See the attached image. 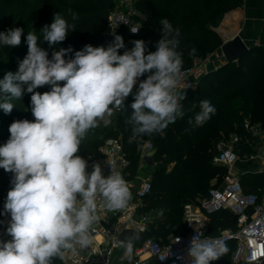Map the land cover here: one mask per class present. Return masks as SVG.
Masks as SVG:
<instances>
[{
    "label": "clouds",
    "instance_id": "1",
    "mask_svg": "<svg viewBox=\"0 0 264 264\" xmlns=\"http://www.w3.org/2000/svg\"><path fill=\"white\" fill-rule=\"evenodd\" d=\"M76 18L72 13V19ZM160 23L157 50L147 54L143 40L133 41L134 47L120 54L125 44L115 34L117 25L112 27L114 40L107 47L88 44L74 55H69L71 47L55 50L75 30V24L61 14H55L53 22L40 31L43 41L54 49L51 58L39 46L36 32H28V51L18 70L7 72L0 80V109L10 114L12 101L31 93L34 117L13 121L9 138L0 146V169L13 174V186L4 203V211L10 215L6 232L11 239L0 240V264L63 261L77 246L84 249L93 243L100 204L112 212L127 206L131 192L123 175L111 167L105 176L98 163L89 172L88 162L78 153L90 130L101 122L107 126L114 112L124 110L126 98L145 74L127 119L133 136L163 134L169 124L184 117L181 101L186 93L178 90L183 67L182 54L177 51L179 31L167 18ZM23 32L20 27L0 32V45L19 46ZM44 86L50 90L35 91ZM215 111L203 99L200 111L188 123L202 126ZM200 228L187 249L191 264H210L228 253L223 238L201 239ZM125 243L126 254L131 253L132 242L121 241Z\"/></svg>",
    "mask_w": 264,
    "mask_h": 264
},
{
    "label": "trees",
    "instance_id": "2",
    "mask_svg": "<svg viewBox=\"0 0 264 264\" xmlns=\"http://www.w3.org/2000/svg\"><path fill=\"white\" fill-rule=\"evenodd\" d=\"M239 4L240 0H138L137 5L144 14L143 27L135 36L125 28L115 32L124 40L125 48L120 52L135 40L145 41L146 54L156 51L157 42L161 39L160 20L167 18L179 31L177 51L182 54V69L190 67L222 45L216 28L224 15ZM113 6L114 0H0V32L12 27L24 29L21 44L12 48L0 45V54L5 56L6 66L16 72L19 62L27 54L26 37L30 31H35L40 37L38 44L49 52V58L54 49L71 47L73 52L69 55H74L75 51L88 44L107 47L114 40L108 31V18ZM72 13L76 14L75 20ZM55 14H61L70 24H75V30L53 49L43 41L40 31L53 22ZM193 49L195 53L191 54ZM143 77L147 78V74ZM49 90L50 86H44L35 91L43 93ZM182 93H186L182 100L184 117L169 124L163 134L133 136L132 126L127 123L133 111L130 105L134 96H131L125 100L124 110L115 120L103 125L99 131L92 129L88 132L78 153L88 162L99 155V147L107 138L121 137L128 158L126 177L133 178L140 161L141 147L148 143L154 150L148 164L154 167L151 172L153 189L144 198L141 211L155 209L157 216L148 222L145 232L137 235L133 245L149 236L167 241L171 235L186 231L183 205L206 195L211 187L208 184L213 180L216 183L212 186H219L227 174L226 166L212 162L220 141L230 134H237L240 137V156L256 153L255 142L259 136L253 135L246 123L261 128L264 134V49L252 47L238 61L224 62L216 70L204 74L196 89L187 88ZM23 98L27 103H23L16 112L12 110L5 114L0 109V146L9 138V126L13 121L19 120L27 110V115H32L31 93H25ZM203 99L209 100L216 111L202 126L190 125L188 121L200 111ZM89 135L98 138L88 139ZM99 136L104 139L100 141ZM12 178V173L0 169V203L3 193L13 186ZM259 180L264 182V172L259 173ZM236 226V215L222 209L212 214L209 233ZM227 245L228 253L210 264H240L232 260L234 243ZM54 264H62V261L55 259Z\"/></svg>",
    "mask_w": 264,
    "mask_h": 264
},
{
    "label": "built area",
    "instance_id": "3",
    "mask_svg": "<svg viewBox=\"0 0 264 264\" xmlns=\"http://www.w3.org/2000/svg\"><path fill=\"white\" fill-rule=\"evenodd\" d=\"M138 0H114V6L109 14L108 27L113 33L121 28L127 29L130 34L137 35L143 27L144 14L137 5ZM138 30L133 33L132 31ZM134 47V46H133ZM207 70V61L196 60L190 67L181 70L178 82V90L181 92L185 87L194 85L192 78H200ZM146 79L140 77L139 80ZM139 80L134 86V96L138 90ZM253 135L264 138L262 129L257 126H250ZM240 137L237 134H230L220 141L216 153L212 157V162L216 165L230 167L242 157L239 154ZM264 153V147L262 148ZM151 152L143 150L140 155L142 165L149 164ZM98 163L105 176L111 172V167L118 170L125 178V169L128 165L121 137L107 138L99 147V155L88 160L87 171H92V165ZM153 189L150 178L143 179L136 191L139 201L144 200ZM7 191L3 193L0 203V240L7 241L11 237L6 229L10 221V215L4 211V203ZM228 209L237 218L236 228H224L218 233L211 234L208 231L207 221L212 214ZM99 217L93 225V243L87 248L81 249L77 246L75 253H67L62 264H112L114 250L123 245L118 243V237L123 229H135L137 233L147 230L148 217L140 212L139 205L132 199L127 206L119 211H108L102 204L98 207ZM183 220L186 231L171 235L167 241H162L149 236L144 238L137 245H133L131 253H125V259L130 264H146L147 259L141 255L148 253L158 264L173 262V264H191L187 255V249L191 238L196 234V229L205 238H223L228 244L234 243L232 260L240 264H264V194L262 196L254 192L244 190L239 178L227 173L219 186H211L207 194L197 198L195 201L187 202L183 205ZM126 248V247H125Z\"/></svg>",
    "mask_w": 264,
    "mask_h": 264
},
{
    "label": "crops",
    "instance_id": "4",
    "mask_svg": "<svg viewBox=\"0 0 264 264\" xmlns=\"http://www.w3.org/2000/svg\"><path fill=\"white\" fill-rule=\"evenodd\" d=\"M216 31L222 40V44L233 36L239 35L244 43L250 48L260 47L264 49V0H240V4L237 7L228 11L224 15V18L220 25L216 28ZM220 47L217 48L214 52L210 53L209 66L211 67L210 69H207L204 74L216 70L213 69L215 67V63H218L220 66L221 64L226 62L223 58ZM200 78H192L191 80L192 82H194V85L185 87L184 89H196ZM263 147L264 138H257L255 142V154L244 156L242 157V159H239L230 167H226L227 173H232L239 178L245 191L257 193L260 196L264 194V182H261L259 180V173L264 172V153L262 151ZM141 168L142 164L141 161H139L137 172L134 177L140 176ZM127 174L128 173L126 172V175ZM126 181L131 192V199L134 202L138 203L139 210L140 212H142L141 208L144 206V203L142 201H139L136 197V191L141 184L133 185V181ZM156 212L157 211L153 209L149 212L142 213H144L148 217L149 222L150 220L156 218ZM210 221L211 217H209L207 221L208 231ZM125 253V246L116 248L112 257V264H130L125 259ZM141 257L147 259L146 264H158L155 259L149 256L148 253L142 254ZM167 264H173V262H169Z\"/></svg>",
    "mask_w": 264,
    "mask_h": 264
},
{
    "label": "rangeland",
    "instance_id": "5",
    "mask_svg": "<svg viewBox=\"0 0 264 264\" xmlns=\"http://www.w3.org/2000/svg\"><path fill=\"white\" fill-rule=\"evenodd\" d=\"M224 18V17H223ZM223 20V19H222ZM222 22V21H221ZM134 45H133V43L130 45V47H128L127 49H131L132 47H133ZM126 50V49H125ZM125 50H123V51H121L120 52V54H123V52L125 51ZM5 56H3L2 57V55L0 54V80H2L3 78H4V75L7 73V72H9V71H11L10 70V68L9 67H7L6 66V63L7 62H5V60H6V58H4ZM202 61H207V69H210V67L211 66H209L210 65V54L206 57V58H204ZM214 68L213 69H217L218 67H219V64L218 63H215L214 64ZM13 72V71H12ZM182 93V92H181ZM26 98H21V99H19V100H13L12 102L14 103V108H13V110L16 112L18 109H20V107L21 106H23V103H27V102H24V100H25ZM181 104H182V101H181ZM182 107H183V104H182ZM183 109V108H182ZM119 112L120 111H116V112H114V114H113V116H111L109 119H110V121H113V120H115L116 119V117H117V115L119 114ZM27 113H29L28 112V110H27ZM27 113L26 114H24L23 116H21V118L20 119H28V120H34V117L32 116V115H27ZM104 124H103V122H101L100 123V125L97 127V128H95L97 131H99V129H101V127L103 126ZM6 128V127H5ZM87 137V136H86ZM100 137V141L102 140V139H104V138H102L101 136H99ZM98 138V136H95V135H89L88 136V139H97ZM141 149H142V151L143 150H145V151H152L151 152V154L153 153V151L154 150H152V147L151 146H149L148 145V143H145L144 145H143V147H141ZM150 155V154H149ZM153 169H154V167H152V166H149L148 164L146 165H142V168H141V174H140V176L139 177H133V178H130V177H126V180H131V181H133V185H140L141 183H142V181H143V179H147V178H150V179H152V176H151V172L153 171ZM222 180V179H221ZM216 183V180H213L211 183H209L208 185L209 186H212V185H214Z\"/></svg>",
    "mask_w": 264,
    "mask_h": 264
},
{
    "label": "water",
    "instance_id": "6",
    "mask_svg": "<svg viewBox=\"0 0 264 264\" xmlns=\"http://www.w3.org/2000/svg\"><path fill=\"white\" fill-rule=\"evenodd\" d=\"M108 31L110 32L109 27ZM220 48L223 58L227 63L238 61L243 56H245L251 49L244 43V41L239 35H235L232 38L226 40ZM137 235L138 233L135 229H123L118 237V243L121 244V241L127 242L130 240L133 245ZM123 246L126 247V243Z\"/></svg>",
    "mask_w": 264,
    "mask_h": 264
}]
</instances>
